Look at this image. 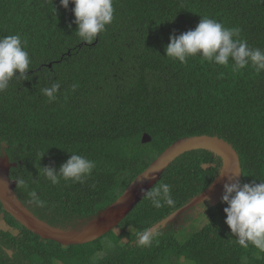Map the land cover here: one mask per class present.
Masks as SVG:
<instances>
[{
    "label": "trees",
    "instance_id": "obj_1",
    "mask_svg": "<svg viewBox=\"0 0 264 264\" xmlns=\"http://www.w3.org/2000/svg\"><path fill=\"white\" fill-rule=\"evenodd\" d=\"M113 6L112 23L86 44L75 35L71 3L65 9L59 0H0V36L19 34L31 59L27 79L13 78L0 92V156L15 163L9 175L18 200L51 225H81L172 142L202 134L231 144L242 184L264 180V71L250 65L233 71L200 56L181 64L164 51L170 33L193 29L200 17L239 28L240 39L264 50V0H113ZM53 82L60 89L49 102L41 89ZM70 153L95 161V168L82 183L52 184L40 166L58 169ZM220 167L206 149L174 158L154 184L171 186L174 206L156 208L142 197L122 232L109 233L114 243L127 241L103 256H93L103 245L95 242V249L74 245L63 256L50 255L48 240L0 202V264H264V252L235 242L221 201L184 210L195 216L159 226L149 247L134 243L136 232L208 187ZM31 191L43 207L30 202Z\"/></svg>",
    "mask_w": 264,
    "mask_h": 264
},
{
    "label": "clouds",
    "instance_id": "obj_2",
    "mask_svg": "<svg viewBox=\"0 0 264 264\" xmlns=\"http://www.w3.org/2000/svg\"><path fill=\"white\" fill-rule=\"evenodd\" d=\"M59 3L65 9L69 3L73 5L71 11L74 15L73 23L76 25L75 35L80 42L86 44H92L114 18L113 0H59ZM239 37V28L225 27L215 19L200 17L193 29L178 35L175 32L170 33L169 42L164 49L165 56L181 64L186 63L189 57L200 56L208 63L230 65L233 71H239L249 65L257 74L264 71V50L250 47L246 40ZM26 43L19 34L0 36V92L8 89L13 78L27 79L26 73L30 69L31 59L25 49ZM75 87L76 85H73V89ZM59 89L60 84L53 82L50 87L41 91L51 102L57 99ZM95 166V161L70 153L58 169L45 165L40 166V171L52 184L59 183L61 179L82 183L90 176ZM18 183L23 185L25 181L20 179ZM141 192L156 208L163 205L174 206L171 186L168 183L160 182L147 190L141 189ZM29 196L31 203L43 207L44 202L35 191H31ZM202 202H199L203 205L199 210L205 207ZM221 202L227 205L223 208L224 223L230 229V234L236 238L235 242L245 249L251 244L258 252H264V180L259 183L253 181L242 184L239 180L225 183ZM204 219L207 220V217L204 216ZM157 235L158 230L136 232L134 243L138 247H149Z\"/></svg>",
    "mask_w": 264,
    "mask_h": 264
},
{
    "label": "water",
    "instance_id": "obj_3",
    "mask_svg": "<svg viewBox=\"0 0 264 264\" xmlns=\"http://www.w3.org/2000/svg\"><path fill=\"white\" fill-rule=\"evenodd\" d=\"M192 149H206L218 156L221 160L220 170L208 187L191 198L188 203L150 228V230H153L173 221L181 212L194 204L197 205V203L202 201H207L209 205L217 204L221 201V196L223 195V185L225 183H232L235 180L240 181L241 171L239 158L229 142L217 136L205 134L182 137L175 140L155 156L129 182L123 192L111 204L107 205L81 228L61 229L34 216L18 200L14 192L15 181L10 178L9 174L11 166L15 165V163L10 162L6 155L0 156V202L4 209L12 214L21 225L41 237L64 242L63 238H67L68 241L74 237H77V239H85L83 237L89 234L90 237L87 240H92L106 233L108 230L113 229L131 211L134 205L144 197L141 189L147 190L151 188L174 158ZM87 240L74 241L73 243Z\"/></svg>",
    "mask_w": 264,
    "mask_h": 264
},
{
    "label": "flooded vegetation",
    "instance_id": "obj_4",
    "mask_svg": "<svg viewBox=\"0 0 264 264\" xmlns=\"http://www.w3.org/2000/svg\"><path fill=\"white\" fill-rule=\"evenodd\" d=\"M123 192V191H122ZM137 204V203H136ZM135 204V205H136ZM134 205V206H135ZM134 208V207H133ZM132 208V209H133ZM197 208V207H196ZM28 209V208H27ZM131 209V210H132ZM102 211V210H101ZM192 211V209H190V212ZM100 212V211H99ZM99 212H97L96 214H93V215H91V216H88V218H85V219H82V220H80V222H82V221H84V223L83 224H81V225H78V223H75L73 226L72 225H70V226H64V225H61V226H56V225H53V226H55V227H58V228H61V229H76V228H81L82 226H84L86 223H88L90 220H92ZM190 212H187V211H183L182 213H180L177 217H176V219H174L173 221H172V224H174V222H179L180 221V218L182 217V219L186 216V214L187 215H189L188 213H190ZM130 213V212H129ZM12 215V214H11ZM128 215V214H127ZM126 215V216H127ZM125 216V217H126ZM12 217L15 219V217L12 215ZM125 217L115 226V227H118L119 229H120V231H119V233H116L115 232V227L113 228V229H110V230H108L106 233H104V234H102V235H100L99 237H97V238H95V239H92V240H87V239H89V237H90V235L88 234H86L83 238H85V239H77V237H74V238H72L70 241H68V239L67 238H63V240H64V242H59V241H56V240H54V239H50V238H46V237H41V236H39V237H41V238H43V239H47L48 240V247H49V253H50V255H53V256H63V255H65L66 253H68V252H63V248H62V246H66L67 247V249H68V251H69V249L71 248V247H73L74 245H85V244H92L93 242H95L96 244H99V243H102L103 242V244H105L106 246H107V248H105V249H103V248H99V249H95L94 250V254H93V256H103V255H105V253L108 251V250H110V249H112L115 245H117V246H120V245H123L126 241H127V238L126 237H123L125 240L123 241V238H120V239H118L117 240V242L116 243H114L113 241H111L110 240V238H109V233L110 232H114L115 234H120L121 232H122V225H121V222L125 219ZM39 218V217H38ZM41 219V218H40ZM77 219V218H76ZM75 219V220H76ZM43 220V219H42ZM74 220V221H75ZM43 221H45V220H43ZM19 222V221H18ZM46 222V221H45ZM20 223V222H19ZM48 223V222H47ZM49 224V223H48ZM51 225V224H50ZM154 225H152L151 227H153ZM72 227H74V228H72ZM150 227V228H151ZM131 228L134 230L135 229V231L137 230V228L135 227V226H133V225H131ZM150 228H148L147 230H150ZM158 228V227H157ZM157 228H154L152 231H156L157 230ZM130 229V227H128V230ZM139 232H143L142 231V229H140L139 230ZM83 240H87V241H84V242H79V243H73L74 241H83ZM101 251V252H100ZM9 254H11V251H9Z\"/></svg>",
    "mask_w": 264,
    "mask_h": 264
},
{
    "label": "rangeland",
    "instance_id": "obj_5",
    "mask_svg": "<svg viewBox=\"0 0 264 264\" xmlns=\"http://www.w3.org/2000/svg\"><path fill=\"white\" fill-rule=\"evenodd\" d=\"M194 207H197V208H193V209H198L199 207L198 206H196L195 204L193 205ZM187 212H190V210H187ZM189 215H193V216H195V214L194 213H189ZM174 224H177V222H174ZM53 226V225H52ZM115 232L116 233H119V231H120V229L118 228V227H115ZM125 239L123 238V241H124ZM103 243V242H102ZM101 243V244H102ZM77 245V244H76ZM89 246L90 247H92L93 249H95V245H93V243L92 244H89ZM62 250H63V252H69L68 251V249H67V247L66 246H62ZM101 248H103V249H105V248H107V246L105 245V244H103L102 246H101ZM82 250V249H81ZM101 252V251H100Z\"/></svg>",
    "mask_w": 264,
    "mask_h": 264
}]
</instances>
